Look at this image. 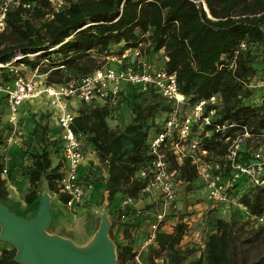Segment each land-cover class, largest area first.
Listing matches in <instances>:
<instances>
[{"label":"trees","instance_id":"1","mask_svg":"<svg viewBox=\"0 0 264 264\" xmlns=\"http://www.w3.org/2000/svg\"><path fill=\"white\" fill-rule=\"evenodd\" d=\"M30 1L33 2L31 9L20 5L10 11L8 27L0 32L1 63L19 56L18 64L49 72L48 83H65L75 79H66V70L79 78L102 67L101 58L121 54L124 49L143 42L150 43L147 50L151 57L162 52L165 57L162 66L177 74L180 90L191 103L219 93L222 104L217 118L220 121L248 125L255 133L264 128V98L260 105L245 101L252 93L246 83L257 72L253 46L264 42V0H68L65 9L53 19L46 18L50 10L47 1ZM242 42L246 48L241 47ZM232 62L234 65L230 66ZM12 80L10 71L1 70L0 83ZM148 94L152 97L144 104L142 99ZM136 98L141 100L135 101ZM120 102L130 104L134 112L131 122L122 130L110 127L107 119L111 109L107 105L81 108L73 125L108 168L109 200L118 194L137 197L146 186V180L138 172L150 158L151 128L155 126L159 131L174 108L172 102L154 90L143 92L130 84L124 85ZM1 107H7L6 97L0 96ZM161 114L165 118L160 124L155 120ZM10 129L8 125L0 127V149ZM46 130L47 126L41 131L34 130L29 140L31 186L25 196L28 204L39 197L38 184L43 179L49 191L57 193L60 200L65 202L69 198L60 192L63 161L54 164L51 157L57 141L49 142L45 138ZM201 144L214 156L223 155L226 150V143L218 133L202 138ZM167 156L170 171L175 170L181 179L190 183L198 177L191 158L179 161L170 149ZM4 169L0 151V201L7 195ZM87 173V168H83V183L89 178ZM238 202L251 215H261L264 187H250L238 197ZM132 226L125 225L124 237H130ZM236 226H240L238 230ZM244 227L246 223L239 225L236 219L217 218L215 231L206 240L204 255L190 263H185L189 252L182 253L177 248L185 232L182 221L172 232L161 230L152 245L158 246L155 255L163 252L172 255L169 264H264V224L248 230L245 238L240 233ZM251 248L256 249L254 255ZM116 249L117 264H137L131 241L116 243ZM16 253L15 246L2 247L0 264H25L15 260ZM146 261L157 264L154 255Z\"/></svg>","mask_w":264,"mask_h":264},{"label":"built area","instance_id":"2","mask_svg":"<svg viewBox=\"0 0 264 264\" xmlns=\"http://www.w3.org/2000/svg\"><path fill=\"white\" fill-rule=\"evenodd\" d=\"M45 1L50 5L46 15L48 19H53L68 5V0ZM20 5L31 9L33 2L0 0V32L8 27L10 11ZM149 46L150 43L143 42L126 48L121 54L108 56L105 66L65 83H48L47 75L39 72L38 68L27 76L17 63L19 56L6 63L0 62V72L4 69L13 75L11 82L0 83V96L6 97L11 125L1 149L5 150L17 142L24 143L25 136L19 131L21 106L26 100L45 96L56 109L57 122L62 129L63 177L60 192L68 195L65 201L68 207L82 203L87 194L81 179L86 161L83 134L77 133L73 127L76 114L70 109L72 99L77 98L87 104L99 102L115 112L120 105L124 85L130 84L143 92L154 90L174 104L162 128L150 137L148 164L138 172V176L146 180L141 193L159 192L161 200L160 209L149 222L141 247L135 250L137 264H148L142 257L143 251L155 243L167 216L176 207L177 184L169 169L167 149L172 150L179 161L191 158L209 198L215 202H229V194L237 190L235 186L239 181H248L251 187H264V128L255 133L248 125L220 121L217 118L222 104L219 93L191 103L180 90L177 74L159 65L148 52ZM241 47L246 48V43L242 42ZM233 65L234 62L230 66ZM246 85L252 86L251 82ZM187 105H191V112L181 118L180 112ZM214 133L220 134L226 143L223 155L214 156L202 147V138L211 137ZM7 172L5 168L3 174ZM132 201V197H127L123 202V216ZM256 218L264 224V213Z\"/></svg>","mask_w":264,"mask_h":264},{"label":"rangeland","instance_id":"3","mask_svg":"<svg viewBox=\"0 0 264 264\" xmlns=\"http://www.w3.org/2000/svg\"><path fill=\"white\" fill-rule=\"evenodd\" d=\"M207 13V6L205 5ZM253 55L255 56L257 72L251 77L250 87L252 93L245 99L246 103L251 105H260L264 98V42L255 44L253 46ZM31 58L36 57L30 55ZM154 60L159 65H162L165 57L162 52L156 54ZM102 65L107 64V60L101 58ZM44 63H48L44 61ZM27 68L31 69L28 65ZM22 65V67H23ZM39 72L48 75L49 72ZM67 78H77L73 72L66 70ZM126 85V84H125ZM143 103L146 104L152 97L151 94L144 95ZM77 99V98H75ZM141 100L136 98L135 101ZM102 105L99 102L84 103L80 101L76 108H90ZM51 103L47 98L38 97V101L25 105L22 110V119L19 124V131L25 136L23 144L15 143L10 145L5 150L0 149L5 161V168L8 172L3 175L5 180V189L7 195L1 198V203L8 207L13 212L28 214L25 210L20 209L25 206V196L30 190V180L28 168L31 164L29 158V149L32 147L29 144L32 132L40 130L47 126L45 138L51 141H57L56 147L52 153V160L54 164L58 163V158L61 154L62 143V129L58 128L55 123L56 119L52 118L50 113ZM76 108H73L76 109ZM78 110V112H79ZM191 112V105H187L181 110V118ZM134 112L131 105L128 103H121L117 111L111 112L107 121L112 129L122 130L129 122H131ZM165 114H161L156 118V122L160 124L163 122ZM8 125V111L6 107L0 108V127ZM163 126V123H162ZM158 131L155 126L151 128V136ZM37 139V135L35 136ZM85 155L92 157L94 149L83 138ZM129 146V143L126 144ZM98 158V155L96 153ZM87 168L88 179L84 180L88 193L82 203L68 207L60 202L57 193L49 191L46 181L43 179L38 184L39 197L38 204H40L42 196L47 193L55 200L51 202L52 219L49 226L46 228V233L49 235H59L64 238L72 240L77 246L85 247L94 239L104 216L110 221L109 235L116 243L132 242L134 250H138L145 238L149 228V222L154 217V214L160 209L161 195L159 192L154 193H140L137 197H132L131 206L127 207L128 212L123 216V202L126 200L123 194H118L113 200L108 199V190L106 186V178L108 176V168L105 163H102L99 158L95 163L92 159L85 165ZM172 176L177 184V201L176 207L167 216L163 225V231L172 232L177 223L183 222L185 224L184 236L181 243L177 246L180 252H189L185 263H190L204 255L205 243L208 235L215 231V222L217 218H224L226 220L236 219L239 225L246 223V227L240 229L245 238L248 235V230L256 228L259 223L257 218L251 215L247 208L240 206L238 197L246 192L250 187L248 181H242L236 191L229 194L230 200L226 203H218L209 198L206 188L203 186L200 178H195L192 182H187L180 178L178 173L172 171ZM129 197V196H128ZM233 200V201H232ZM52 201V199H51ZM235 201V202H234ZM39 208V207H38ZM126 208V209H127ZM15 212V213H16ZM38 210L35 212L33 218L36 216ZM18 214V213H16ZM127 223L133 226L129 229V238L124 237V228ZM240 226H236L238 230ZM247 231V232H246ZM2 227L0 224V235ZM4 246H14L11 242L0 239V249ZM156 246H149L143 251L142 257L146 261L154 255L155 263L169 264L171 261V254L163 252L160 256L155 255ZM117 251V249H116ZM251 255H254L256 249L250 250ZM117 264V262H116Z\"/></svg>","mask_w":264,"mask_h":264},{"label":"water","instance_id":"4","mask_svg":"<svg viewBox=\"0 0 264 264\" xmlns=\"http://www.w3.org/2000/svg\"><path fill=\"white\" fill-rule=\"evenodd\" d=\"M51 199L45 193L36 216L31 219L0 202V239L17 248L15 260L25 264H116V245L109 235L107 216L103 217L91 243L79 247L68 238L46 233L52 219Z\"/></svg>","mask_w":264,"mask_h":264},{"label":"crops","instance_id":"5","mask_svg":"<svg viewBox=\"0 0 264 264\" xmlns=\"http://www.w3.org/2000/svg\"><path fill=\"white\" fill-rule=\"evenodd\" d=\"M22 65H23V64H20V67L23 69V72H24L27 76H31L32 73H33V70H34V69H28V70H27V69H25V68H27V67H26L25 65H23V67H22ZM44 97H45V96H41L40 98H44ZM45 98H46V97H45ZM36 101H38V97H37V98H33V99L26 100V101L22 104V106H21V119H22V110H23V107H24L25 105H28L29 103L36 102ZM79 102H80L79 99H72V100L70 101V109H71L76 115L78 114V110H79V107L76 108V106L78 105ZM73 108H76V109L73 110ZM6 110L8 111V108H7V107H6ZM50 113L52 114V118H55V119H56L55 123L58 124V122H57V115H56V109H55L52 105H51V107H50ZM58 126H59V125H58ZM58 128H60V127H58ZM60 129H61V128H60ZM90 159H92L95 163L98 162V158H97V156H96V152H95V151L93 152L92 157L86 156L85 165L89 162ZM60 160H61V161L63 160L62 152H61V154H60V156H59V158H58V162H59ZM85 165H84V167H85ZM84 167H83V168H84ZM87 193H88V191H87ZM54 200H55V197L52 196V201H51V202H53ZM59 201L65 204L64 201H62V200H59ZM65 205H66V204H65ZM38 207H39L38 199H36V200H35L33 203H31V204H28V203L25 201V206L21 207L20 209L25 210L28 214L19 213V212H16V211H15V212L18 213V215H20V216H23V217H26V218H28V219H31V218H33L35 212L38 210Z\"/></svg>","mask_w":264,"mask_h":264}]
</instances>
